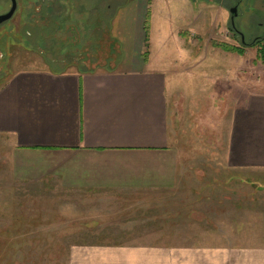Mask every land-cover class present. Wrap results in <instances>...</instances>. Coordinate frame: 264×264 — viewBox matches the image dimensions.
Instances as JSON below:
<instances>
[{
    "label": "crops",
    "instance_id": "0c3cea01",
    "mask_svg": "<svg viewBox=\"0 0 264 264\" xmlns=\"http://www.w3.org/2000/svg\"><path fill=\"white\" fill-rule=\"evenodd\" d=\"M151 4L128 0L115 14L117 68L46 64L0 86L11 186L0 245L69 247L66 264H264V238L222 239L221 179L211 188L172 141L174 74L144 51ZM228 141L232 167L264 170V93L234 109Z\"/></svg>",
    "mask_w": 264,
    "mask_h": 264
},
{
    "label": "rangeland",
    "instance_id": "374dc122",
    "mask_svg": "<svg viewBox=\"0 0 264 264\" xmlns=\"http://www.w3.org/2000/svg\"><path fill=\"white\" fill-rule=\"evenodd\" d=\"M144 1L152 3L151 11L148 7L146 12L147 19L150 14L152 18L144 51H148L154 66L174 74L177 101L170 107L172 141L177 142L184 157L194 158L196 172L206 181L218 176L221 179L222 239L246 243L264 238V170L236 169L228 160L234 109L243 105L249 93H264V57H260L264 40L245 45L232 27L230 9L237 8L234 23L250 43L256 36H264V0H188L184 6L178 5V0ZM127 2L17 0L13 18L0 25V86L25 68L47 64L53 69L70 65L67 68L78 70L75 59L66 61V65L44 60L48 49L43 41H48V29L58 41L54 48L62 57L70 51L75 58L87 52L78 56L84 57L87 67L117 68L122 46L112 35V21ZM9 7L4 0L0 10L6 13ZM100 18L109 22L99 30ZM224 44L234 49L221 47ZM9 142L7 136L0 135V212L7 208L4 195L11 188ZM216 186L212 181L211 188ZM5 224H11L10 219L0 213V225ZM143 224L148 225L145 232L162 231L156 224ZM99 225L104 229L109 226ZM68 248L0 245V264H66Z\"/></svg>",
    "mask_w": 264,
    "mask_h": 264
},
{
    "label": "trees",
    "instance_id": "16d2710c",
    "mask_svg": "<svg viewBox=\"0 0 264 264\" xmlns=\"http://www.w3.org/2000/svg\"><path fill=\"white\" fill-rule=\"evenodd\" d=\"M108 7V6H107ZM103 15L104 17H106L105 14H101ZM108 22L109 20L106 19V22H104L101 18L99 20V24H98V28L100 30V26H102V28L104 29L107 25H108ZM102 30V29H101ZM145 31H146V40L148 39V20H146L145 22ZM48 33H49V38H48V41L46 40V42L43 41V45H44V48L48 49L47 50V53L44 54V60L45 61H50L49 63H53L52 61L56 62V63H61V64H67L66 61H69L70 59H75L78 60L77 63H79L78 65V71L80 72H88V71H92V70H95V68H90V67H87L84 63V57L80 56L78 57L79 55L81 54H86V53H81V54H76L77 57L75 58L74 54L71 53V51L69 53H66V57H62L61 56V53L55 51V45H57V42L56 39L53 37V35L51 36V31L50 29H48ZM48 37V36H47ZM62 43V42H61ZM258 42H254L253 39L251 40L250 43H247L245 45H249V46H254L256 45ZM224 47V48H230V49H234L233 47L231 46H228L227 44H224V45H221V47ZM51 48V49H50ZM240 51V50H239ZM113 53V52H112ZM260 57L263 58L264 57V47H260ZM96 57V56H95ZM117 59V58H115ZM108 60H111V57L108 58ZM71 64V61L69 62ZM70 65H66L64 67H61V68H51L52 70H56V71H63V70H66L67 67H69ZM106 70H109V69H106ZM1 246H9V245H1Z\"/></svg>",
    "mask_w": 264,
    "mask_h": 264
},
{
    "label": "water",
    "instance_id": "95a60500",
    "mask_svg": "<svg viewBox=\"0 0 264 264\" xmlns=\"http://www.w3.org/2000/svg\"><path fill=\"white\" fill-rule=\"evenodd\" d=\"M10 1H11V7L6 13L0 15V23L9 20L13 16L17 8V1L16 0H10ZM230 13H231V23L232 25H234V17L237 15V8L236 7L231 8ZM242 40H243V36H242Z\"/></svg>",
    "mask_w": 264,
    "mask_h": 264
},
{
    "label": "flooded vegetation",
    "instance_id": "af4514ba",
    "mask_svg": "<svg viewBox=\"0 0 264 264\" xmlns=\"http://www.w3.org/2000/svg\"><path fill=\"white\" fill-rule=\"evenodd\" d=\"M6 2H9L10 3V7H11V1L10 0H5ZM17 1V0H16ZM4 2V0H0V9H1V6H2V3ZM17 6H18V4H17ZM10 7L8 8V10L10 9ZM7 10V11H8ZM6 11V12H7ZM17 11V8H16V10H15V12ZM15 12H14V14H15ZM3 13H5V12H3L2 10H0V15L1 14H3ZM14 14H13V16H14ZM13 16L9 19V20H11L12 18H13ZM9 20H7V21H9ZM7 21H5V22H7ZM5 22H2V23H0V25H2L3 23H5ZM232 27L234 28V31H236V32H238L239 33V35H240V37H241V40H242V36H243V40H242V42H244L245 44H247L248 42H247V40H245V38H244V35L240 32V30L238 29V27L235 25V23H234V25H232ZM261 38L264 40V36H262V37H260V36H256V37H254L253 38V41L256 43V42H260V40H261Z\"/></svg>",
    "mask_w": 264,
    "mask_h": 264
}]
</instances>
